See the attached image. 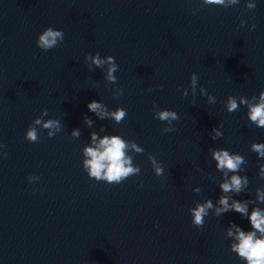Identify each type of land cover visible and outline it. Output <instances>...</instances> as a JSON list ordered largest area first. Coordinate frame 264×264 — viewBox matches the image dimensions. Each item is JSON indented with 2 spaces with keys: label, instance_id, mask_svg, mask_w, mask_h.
<instances>
[{
  "label": "water",
  "instance_id": "water-1",
  "mask_svg": "<svg viewBox=\"0 0 264 264\" xmlns=\"http://www.w3.org/2000/svg\"><path fill=\"white\" fill-rule=\"evenodd\" d=\"M247 2L0 0V264H246L231 251L227 230H251L247 216H216L215 208L227 195L229 204L250 201L249 215L264 211L256 200L264 158L250 149L264 143V128L248 120L246 105L232 113L225 107L229 96L251 103L264 90V0H253L254 9ZM49 26L64 40L45 52L36 41ZM96 52L115 58L116 83L106 79L107 63L89 68L85 56ZM92 100L127 116L120 124L100 119L87 108ZM44 109L42 121L57 119L61 130L50 138L36 125L39 140L30 142L27 128ZM156 110L177 112L174 131H161L168 125ZM213 127L223 133L216 140ZM93 132L97 142L119 135L144 149L126 150L139 175L120 184L90 179L83 149L93 146ZM211 149L243 156L244 171L225 177ZM233 174L249 180L238 195L219 187ZM208 199L214 207L196 228L189 209Z\"/></svg>",
  "mask_w": 264,
  "mask_h": 264
},
{
  "label": "clouds",
  "instance_id": "clouds-1",
  "mask_svg": "<svg viewBox=\"0 0 264 264\" xmlns=\"http://www.w3.org/2000/svg\"><path fill=\"white\" fill-rule=\"evenodd\" d=\"M204 5H216L224 8H228L237 5L240 0H201ZM256 7L253 0H248L246 3L247 9H254ZM245 20H241V26H244ZM252 29H255L253 24ZM64 40V32L60 29L53 28L51 26L45 28L42 33L39 34L36 45L38 48L47 52L57 47ZM85 60H91V64L88 65L91 68L92 65L96 67H102L105 63L109 65L107 70L106 79L111 83H116L117 77L114 73L118 70V65L115 62V58L111 55L106 56L105 59L100 58V53L96 52L95 55L88 54L85 56ZM198 83V77L195 73L190 75V87L195 96L196 86ZM151 90V89H149ZM180 90V89H178ZM200 92L203 95H208L206 90L201 87ZM122 94V89H118L114 96ZM184 96H187V90L183 92ZM252 101L241 96L239 97V103L237 97L229 96L227 98L225 107L229 113L239 110L240 105L247 106V118L257 128H264V90L260 91L259 96H252ZM209 103H215L216 97L208 95ZM87 108L90 112L96 113L100 119L112 118L117 124H120L127 116V112L124 108H116L115 111L109 112L106 105L100 101L92 100L88 103ZM153 108L157 106L154 104ZM48 115V110L44 109L41 112V116L37 117L32 124L27 128L25 138L30 142H38L39 136L36 125L41 126L43 129H48V137H53L56 132L61 130V123L57 119H49L42 121L43 116ZM154 118L159 121L166 122L168 127L161 129L163 133L174 131L172 127L173 121L180 119L177 112L172 110H156L154 111ZM85 122L91 126L92 121L85 117ZM55 130V131H51ZM103 131V129H102ZM211 139L216 140L220 138L223 133L217 127H213L211 130ZM80 135L79 130L72 132L73 137ZM92 145L86 146L83 149V155L86 159L83 160V169L87 172L90 179H94L98 182L103 181L108 184H120L130 176L139 175V166H133L132 157L126 155V150L131 148L136 153H143L144 149L137 146L135 142H126L119 135L107 136L100 138L97 142V134L93 132L91 134ZM2 147V145H0ZM251 151L257 154L258 157L264 158V143H252L250 145ZM5 157L7 153L3 154ZM212 159L216 162V169L223 173L225 177L229 173H237L244 171L241 165L246 164L243 156L239 154H230L226 149H211ZM152 168L156 176L163 175L164 169L160 162L157 161L155 156L149 155ZM260 177L264 179V164L259 165ZM29 182L39 179L36 176H30ZM249 180L247 176L231 175L230 179H225L220 183L219 187L223 193L234 192L237 195L240 194L247 186ZM194 192L199 193V188H194ZM230 197L227 195H221L219 198V205L221 207L215 208V215L220 216L223 213L234 211L241 214V216H247L251 230L244 231L240 226L231 224L227 230V235L234 239V243H231V251L236 253L237 256L246 262V264H264V211L255 207L252 209L251 214H248V203L250 201L232 200L229 204ZM256 200L264 203V189H256ZM214 205L211 199L204 201V203H196L194 208H190L189 212L192 217V225L196 228H202L205 220L204 218L209 215V210L213 209ZM234 230V231H233Z\"/></svg>",
  "mask_w": 264,
  "mask_h": 264
}]
</instances>
